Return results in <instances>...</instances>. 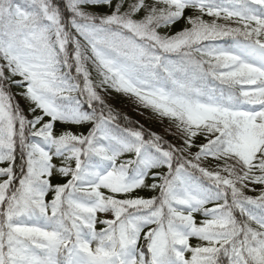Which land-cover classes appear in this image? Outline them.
<instances>
[{"label":"snow or ice","instance_id":"snow-or-ice-1","mask_svg":"<svg viewBox=\"0 0 264 264\" xmlns=\"http://www.w3.org/2000/svg\"><path fill=\"white\" fill-rule=\"evenodd\" d=\"M0 264H264V0H0Z\"/></svg>","mask_w":264,"mask_h":264},{"label":"rangeland","instance_id":"rangeland-1","mask_svg":"<svg viewBox=\"0 0 264 264\" xmlns=\"http://www.w3.org/2000/svg\"><path fill=\"white\" fill-rule=\"evenodd\" d=\"M113 103L118 108H120L125 113H127L128 115L131 114V115L136 116L141 121L142 124L145 123V124L150 125L154 128L160 129L159 124H157L155 122H149L148 120L145 119V116L148 115V113H145V116L139 115L137 112L136 106L134 104H132L126 97L117 96L116 99L113 101Z\"/></svg>","mask_w":264,"mask_h":264},{"label":"trees","instance_id":"trees-1","mask_svg":"<svg viewBox=\"0 0 264 264\" xmlns=\"http://www.w3.org/2000/svg\"><path fill=\"white\" fill-rule=\"evenodd\" d=\"M129 116L132 117V118L135 119V120L140 121V120H139L136 116H134V115L129 114ZM140 123H141V121H140ZM144 125H145L146 127H151V128H153V130L160 131L159 128H154V127H152V126H150V125H147V124H145V123H144Z\"/></svg>","mask_w":264,"mask_h":264}]
</instances>
